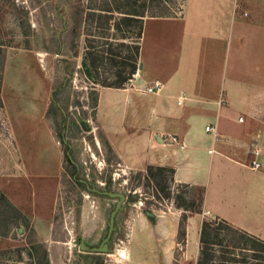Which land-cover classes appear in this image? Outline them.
Instances as JSON below:
<instances>
[{"label":"rangeland","instance_id":"1","mask_svg":"<svg viewBox=\"0 0 264 264\" xmlns=\"http://www.w3.org/2000/svg\"><path fill=\"white\" fill-rule=\"evenodd\" d=\"M107 1L0 0V178L29 220L23 226L0 203V264H194L200 215L189 241L174 243L166 256L176 200L147 182L145 163L115 149L109 117L97 111L102 87L92 88L80 71L86 33L112 31L114 18L101 21L94 12L110 7ZM119 1L137 10L144 2ZM189 1H156L165 15L144 21L183 16ZM23 92H34L35 113L23 109L32 102ZM177 188L188 204L198 203L199 188ZM40 214L48 216L34 218ZM32 217L41 223L36 231Z\"/></svg>","mask_w":264,"mask_h":264},{"label":"crops","instance_id":"2","mask_svg":"<svg viewBox=\"0 0 264 264\" xmlns=\"http://www.w3.org/2000/svg\"><path fill=\"white\" fill-rule=\"evenodd\" d=\"M138 58L129 86L99 90L97 111L109 117L115 149L146 166H170L174 182L203 189L202 210L186 220L184 242L200 215L194 258L203 217L223 218L264 240V0H190L183 16L146 19ZM154 80L160 89L139 88ZM25 95L32 102L23 109L35 113L34 92ZM5 185L0 178V189ZM178 209L169 221L173 233L165 229L169 257L179 243ZM34 218L36 231L41 223Z\"/></svg>","mask_w":264,"mask_h":264},{"label":"trees","instance_id":"3","mask_svg":"<svg viewBox=\"0 0 264 264\" xmlns=\"http://www.w3.org/2000/svg\"><path fill=\"white\" fill-rule=\"evenodd\" d=\"M156 1L159 2L160 0H144L141 9L137 10L132 7L123 8L119 0H108L110 7H102L101 5V7L94 9L98 19L101 21L109 20L111 16L114 18V24L110 32H101L97 35L86 33L80 71L85 75L92 88L96 85L123 87L130 83L138 65L140 50L138 40L142 36L144 17L146 15L162 16L166 13L165 7L159 6L157 9V5H155L156 7L153 8ZM150 4L152 5L150 6ZM1 50L0 66L2 67L5 54L3 49ZM146 178L148 183L153 184L157 192L163 196H172L176 200L175 206L181 210L177 242L184 243L187 212H200L202 210L203 189L197 187L200 189L196 198L198 203L192 206L184 199V191L182 192L177 188L178 186L187 187L189 185L174 182V168L148 164ZM173 185L175 186L174 190L171 189ZM0 203L9 206L14 211V216L22 220L23 226H28V217L9 201L1 189ZM198 237L199 244L194 264H247L244 259L252 258L256 261L264 259V240L223 218L203 217ZM223 243H227L226 248L232 250L225 247H221V249L215 247L216 244L222 245ZM44 257L48 262L46 251H44Z\"/></svg>","mask_w":264,"mask_h":264},{"label":"built area","instance_id":"4","mask_svg":"<svg viewBox=\"0 0 264 264\" xmlns=\"http://www.w3.org/2000/svg\"><path fill=\"white\" fill-rule=\"evenodd\" d=\"M140 87H142V90L144 91L153 92L157 89H160L161 82L156 80V81H153L150 85L144 84V85H141ZM221 101H223V98H221ZM178 103H181V100H178ZM239 119H242V117L240 116ZM205 130L210 133L216 134V128L213 124H207L205 126ZM253 153L255 156L257 155V151H253ZM252 165L254 167H257L260 165V162L254 159L252 160Z\"/></svg>","mask_w":264,"mask_h":264},{"label":"bare ground","instance_id":"5","mask_svg":"<svg viewBox=\"0 0 264 264\" xmlns=\"http://www.w3.org/2000/svg\"><path fill=\"white\" fill-rule=\"evenodd\" d=\"M91 204H92V203H91ZM121 252H122V253H125L126 251H124V250H121ZM121 252H120V253H121Z\"/></svg>","mask_w":264,"mask_h":264},{"label":"water","instance_id":"6","mask_svg":"<svg viewBox=\"0 0 264 264\" xmlns=\"http://www.w3.org/2000/svg\"><path fill=\"white\" fill-rule=\"evenodd\" d=\"M148 214H152L151 212L147 211Z\"/></svg>","mask_w":264,"mask_h":264}]
</instances>
